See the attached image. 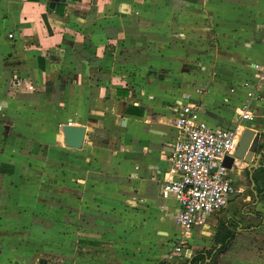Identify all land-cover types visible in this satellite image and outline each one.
<instances>
[{"label":"crops","instance_id":"0c3cea01","mask_svg":"<svg viewBox=\"0 0 264 264\" xmlns=\"http://www.w3.org/2000/svg\"><path fill=\"white\" fill-rule=\"evenodd\" d=\"M187 102L263 141L264 0H0V264H184L206 248V264H264L262 166L239 159L228 174L242 192L170 252L179 205L160 190L179 178L173 104ZM67 122L86 127L79 149Z\"/></svg>","mask_w":264,"mask_h":264},{"label":"built area","instance_id":"2783aa9c","mask_svg":"<svg viewBox=\"0 0 264 264\" xmlns=\"http://www.w3.org/2000/svg\"><path fill=\"white\" fill-rule=\"evenodd\" d=\"M254 97V92L249 91L237 109L241 119L252 118ZM173 109L177 137L169 159L171 171L177 172L179 178L163 181L160 193L163 198L174 196L179 205L174 219L181 237L170 250L177 253L187 248V231L204 224L210 213L220 211L232 195L242 192L223 165L224 157L231 156L236 148L241 126H211L201 119L199 106L194 103H174Z\"/></svg>","mask_w":264,"mask_h":264},{"label":"water","instance_id":"95a60500","mask_svg":"<svg viewBox=\"0 0 264 264\" xmlns=\"http://www.w3.org/2000/svg\"><path fill=\"white\" fill-rule=\"evenodd\" d=\"M64 144L66 147L79 149L82 147L86 127L84 125L65 124L62 126ZM259 142V135L251 127H245L240 133L236 148L231 156H225L223 165L230 169L235 159H239L249 164L248 169L257 168L263 164L259 163L262 152L256 153ZM210 260V259H209Z\"/></svg>","mask_w":264,"mask_h":264},{"label":"trees","instance_id":"16d2710c","mask_svg":"<svg viewBox=\"0 0 264 264\" xmlns=\"http://www.w3.org/2000/svg\"><path fill=\"white\" fill-rule=\"evenodd\" d=\"M65 1L66 0H59L60 9L62 8V5ZM261 137L263 138V141L258 142L257 148L259 152H262V159L264 161V134H262ZM254 180V189L257 194V199H261L264 196V167L255 170ZM236 225L237 223L233 220H229L228 222H218L213 240L215 244H219V250H225L229 246L231 240L233 239ZM213 249L214 248H206L195 252L187 259L184 264H206L205 258L210 257V255H212ZM218 252L213 255L211 260L212 262L216 259Z\"/></svg>","mask_w":264,"mask_h":264},{"label":"rangeland","instance_id":"374dc122","mask_svg":"<svg viewBox=\"0 0 264 264\" xmlns=\"http://www.w3.org/2000/svg\"><path fill=\"white\" fill-rule=\"evenodd\" d=\"M67 173H65V175H66ZM248 240V239H247ZM257 243L260 245L259 246V249L260 250H264V241L263 240H257Z\"/></svg>","mask_w":264,"mask_h":264}]
</instances>
